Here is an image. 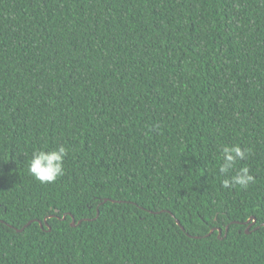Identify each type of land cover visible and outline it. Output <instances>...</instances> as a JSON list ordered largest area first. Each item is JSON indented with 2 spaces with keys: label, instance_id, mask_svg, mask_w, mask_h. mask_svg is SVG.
<instances>
[{
  "label": "trees",
  "instance_id": "1",
  "mask_svg": "<svg viewBox=\"0 0 264 264\" xmlns=\"http://www.w3.org/2000/svg\"><path fill=\"white\" fill-rule=\"evenodd\" d=\"M0 264H264V0H0Z\"/></svg>",
  "mask_w": 264,
  "mask_h": 264
},
{
  "label": "clouds",
  "instance_id": "2",
  "mask_svg": "<svg viewBox=\"0 0 264 264\" xmlns=\"http://www.w3.org/2000/svg\"><path fill=\"white\" fill-rule=\"evenodd\" d=\"M247 153L248 149H242L238 144L222 146L218 171L224 177L221 181L223 188L230 190L237 185L247 188L254 182V177L250 174L248 167H242L236 171L235 175H230L236 163L247 158ZM67 155L68 149L63 145L52 150L35 151L28 164V171L42 184L54 183L65 173L64 161Z\"/></svg>",
  "mask_w": 264,
  "mask_h": 264
},
{
  "label": "water",
  "instance_id": "3",
  "mask_svg": "<svg viewBox=\"0 0 264 264\" xmlns=\"http://www.w3.org/2000/svg\"><path fill=\"white\" fill-rule=\"evenodd\" d=\"M108 200H106V202H107ZM98 214H99V211H98ZM66 217V215L64 216V218ZM253 221V222H252ZM177 222H178V224L180 225V226H182L181 225V223H180V221L179 220H177ZM250 222H252V224H254L255 222H256V218L255 217H252L250 220H248L247 221V223H250ZM81 223V222H80ZM72 226H76V220L74 219V217L72 216ZM228 229V228H227ZM215 231V229H213V230H211V232L208 234V235H210L211 233H213ZM219 232H220V234H221V229H219ZM248 232V231H247Z\"/></svg>",
  "mask_w": 264,
  "mask_h": 264
},
{
  "label": "flooded vegetation",
  "instance_id": "4",
  "mask_svg": "<svg viewBox=\"0 0 264 264\" xmlns=\"http://www.w3.org/2000/svg\"><path fill=\"white\" fill-rule=\"evenodd\" d=\"M255 224H256V223L252 224V222H251V223H248L246 231H248L250 228H252ZM227 228H228V227H227ZM219 229H221V228H219ZM256 229H257V228H256ZM227 230H228V229H227ZM221 234H222V232H221ZM221 234H219V237H220Z\"/></svg>",
  "mask_w": 264,
  "mask_h": 264
}]
</instances>
